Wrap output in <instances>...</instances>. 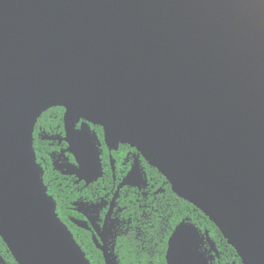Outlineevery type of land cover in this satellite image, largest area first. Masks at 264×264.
Masks as SVG:
<instances>
[{
	"label": "water",
	"instance_id": "95a60500",
	"mask_svg": "<svg viewBox=\"0 0 264 264\" xmlns=\"http://www.w3.org/2000/svg\"><path fill=\"white\" fill-rule=\"evenodd\" d=\"M55 107L78 164L65 174L101 178L99 126L241 264H264V0H0V238L16 264H90L36 162L34 127ZM126 183L146 185L134 168ZM210 252L208 232L182 221L165 260L210 264Z\"/></svg>",
	"mask_w": 264,
	"mask_h": 264
},
{
	"label": "flooded vegetation",
	"instance_id": "af4514ba",
	"mask_svg": "<svg viewBox=\"0 0 264 264\" xmlns=\"http://www.w3.org/2000/svg\"><path fill=\"white\" fill-rule=\"evenodd\" d=\"M64 113L65 110L63 109L61 126L51 127L48 131L39 129L37 133L39 140L44 143L43 152L41 151L42 156L39 159L34 150L36 162L42 169L43 184L44 175L48 170L47 186L44 184L47 194L55 201L56 214L59 220L70 231L85 257L84 249L88 245L92 248L91 251L100 254L105 264L102 251V247L105 246L109 252L113 253L116 264H120V261L123 260L119 248L121 242H126L129 245L134 244L139 251L144 250L145 243H151L150 231L159 216L154 204L158 200L157 196L162 194L163 190L156 187L150 172V169L154 168L147 164L138 150L127 144H118L116 149L107 147L104 142L103 129L92 124L88 125L91 133L97 139L103 175L97 181L86 184L85 181H79L76 174H65V172L77 169L78 164L76 158L68 152L69 146L64 140L66 137L63 124ZM83 123L84 121L80 119L75 125V129L79 130ZM133 168L139 172L142 180L146 181L145 186L126 183ZM105 178H107L106 182L101 184L100 180ZM182 221L193 224L188 219ZM198 230L201 234L205 232L199 228ZM214 245L217 255L210 252L209 256L213 258L210 264H215L220 258L216 244L214 243ZM203 247L210 251L206 241ZM138 250L137 252H139ZM0 259H3L1 255ZM3 261L8 264L4 259Z\"/></svg>",
	"mask_w": 264,
	"mask_h": 264
},
{
	"label": "trees",
	"instance_id": "16d2710c",
	"mask_svg": "<svg viewBox=\"0 0 264 264\" xmlns=\"http://www.w3.org/2000/svg\"><path fill=\"white\" fill-rule=\"evenodd\" d=\"M63 109L55 108L44 113L38 120L34 132V150L39 159L43 152V142L37 137L39 129L48 131L51 127L62 125ZM41 154V155H40ZM156 187L161 188L163 193L157 196L155 207L159 212V216L153 223L150 235L151 243H145L144 250H138L134 244L129 245L126 242H121L119 245L120 254L123 257L120 264H165L164 254L166 243L173 228L182 220L188 219L201 231H208L211 240L216 244L220 258L215 264H241L236 252L223 239L218 229L206 218L199 210L194 208L187 202L177 198L171 191L170 186L165 179L155 170L150 169ZM48 170L44 175V184L47 186ZM106 179L100 180L101 184L106 182ZM153 183V184H154ZM84 251L86 257L91 264H104L98 252L91 251L92 248L86 245ZM137 250L139 252H137ZM152 250V251H151ZM141 253L142 255H137ZM0 255L8 264H16L11 257L7 247L0 239Z\"/></svg>",
	"mask_w": 264,
	"mask_h": 264
}]
</instances>
